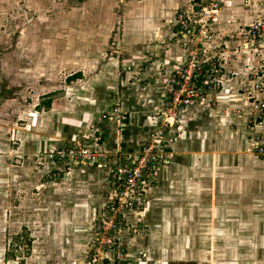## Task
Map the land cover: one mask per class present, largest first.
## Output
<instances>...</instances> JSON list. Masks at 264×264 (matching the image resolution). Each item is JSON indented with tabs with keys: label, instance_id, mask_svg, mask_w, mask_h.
Wrapping results in <instances>:
<instances>
[{
	"label": "crops",
	"instance_id": "1",
	"mask_svg": "<svg viewBox=\"0 0 264 264\" xmlns=\"http://www.w3.org/2000/svg\"><path fill=\"white\" fill-rule=\"evenodd\" d=\"M128 1L132 2L115 3ZM200 1L154 0V21L141 26L140 39L131 40L130 30L123 27L125 45L120 47L118 65L110 71L113 74L93 78L86 94L81 93L85 98L78 93L73 98L55 100L52 108L43 112L49 116L50 136L37 131L39 124H29L24 130L29 137L19 147L21 155L16 157L20 160L4 170L1 179L10 197L16 200L7 206L15 227L10 228V234L15 237L22 230L32 240V254L27 262L86 264L93 224L100 217L102 206L113 198L108 169L68 168L50 153L65 140L89 141L109 155L133 153L141 148L163 119V92L171 70L190 55L188 47L181 48L171 40L176 15H191ZM229 1L231 8L220 12L213 45L234 49L235 55L228 60L231 67L226 65V71L237 75L222 80L215 98L179 114L178 125L170 131L164 148L170 156L168 164L160 168L147 191L143 219L146 226L158 231L164 227L188 228L182 230L183 242L202 244L204 252L211 229L217 236L215 242L232 244L236 253L229 256L224 248L220 254L215 246L214 252H209L215 258H238V253H245L248 260H263L264 160L249 152L252 143L246 123L253 106L238 93L255 62L243 73L241 67L246 61L241 50H237L239 41H230L226 34L236 36L245 25L264 18V0ZM143 2L138 7L128 4L122 17L125 19L128 13L130 17L150 13L148 0ZM88 33L93 34V30ZM261 97L257 98L264 99ZM116 106L118 114L113 113ZM106 114L112 119H105ZM0 141L3 142L1 138ZM25 151L32 154V159ZM52 173L57 180L45 178ZM233 243L248 246L238 250ZM190 251L189 255L197 258L208 257L204 252L198 256Z\"/></svg>",
	"mask_w": 264,
	"mask_h": 264
},
{
	"label": "rangeland",
	"instance_id": "2",
	"mask_svg": "<svg viewBox=\"0 0 264 264\" xmlns=\"http://www.w3.org/2000/svg\"><path fill=\"white\" fill-rule=\"evenodd\" d=\"M115 1L0 0V80L2 81L0 90L2 98H7L0 100V138L3 140V142L0 141L2 144L0 146V264H31L27 260L32 251L27 252L24 245L12 243L14 235L10 234V228L15 230V227H12L14 221L8 217L10 214L7 206L11 207L10 205H13L16 200L10 197L9 190L5 188L1 179L2 172L18 164L17 160H20L16 157L21 151L19 147L26 140L25 138L29 137L24 130L29 124H36V127L39 124L40 129L37 131L41 130L44 136H50L49 116L43 114L47 112L46 106L50 103V108L58 98H73L82 92L86 94L93 78L113 74L110 71L118 65L119 57H121L120 47L125 45L122 36L123 27L130 30L131 40H138L143 31L141 26L154 21L152 15L154 0H148L147 3L149 7L147 12L150 13L132 17L128 13L125 19L122 17V11L128 8V4L136 7L143 6V0H131V3L128 1L119 5H116ZM231 6L232 4L221 6L218 18L223 8H231ZM217 24L208 25L202 33L190 38L191 49L197 48L198 45L201 50L213 53L218 60L217 72L208 79L207 89L210 90V95L208 94L207 99L215 98L220 93L224 78L237 75L233 71L231 73L226 71L230 55L231 58H233L232 54L235 55L234 49L230 51V48L226 50L225 46L222 49V46L219 48V45L215 47L213 45ZM248 25H245L236 36L231 37L229 33L226 34L230 41H239L237 50L239 52L241 50L245 55L243 60L246 61L245 65L241 64V68H244L243 73L249 64L255 62V65H251L246 72L248 76L241 88H247L253 81L264 85V49L254 50L253 47H249L246 50L249 40L243 32ZM90 30H93V34L88 33ZM171 40L176 45L180 44L177 42L179 40L173 39V36ZM121 71L119 68L118 72ZM238 93L244 96L246 101L251 95L256 96L255 98L264 96V91L251 93L247 90V93H244L240 88ZM84 94L80 97L85 98ZM259 100L264 101V99ZM163 105L165 108V103ZM256 116L252 107L246 123L250 141L253 134L249 127L253 125L252 119ZM44 123L47 125H43ZM32 128L36 131L34 127ZM70 141L74 140H65L62 145ZM85 142L89 143V141ZM249 152L260 159L251 147ZM25 154H28V151H25ZM28 155V158H31L32 154ZM109 156L113 165L121 163V155L111 153ZM122 160L124 161L125 158ZM165 165L167 164H161L159 167L163 168ZM160 171L161 169L157 171V176ZM44 176L51 180L47 174ZM157 176L153 178V183ZM108 181L111 189L109 177ZM10 213L14 212L11 210ZM137 219V217L128 216L127 226L122 230L120 228L115 235L125 253L121 264H248L249 262L264 264V259L248 260L245 253H238V258H215L209 253L214 252L215 246L220 254H223V249L226 248L229 256L235 253V249L230 247L232 245L230 243L215 242L217 236L211 229L206 235L209 243L205 244L204 252L202 244L198 246L183 242L182 230L188 229L186 227H164L162 231H158V229L154 230V226H146L144 219L141 221ZM94 226L93 238L88 245L86 264L93 255H97V264H101L103 257L111 256V252L104 253L95 245V239L107 242L108 237L107 234L98 233ZM17 233L27 236L22 230ZM19 244L24 243L20 241ZM187 244L190 245L189 249ZM16 246L19 247L16 248ZM233 246L238 250H245L248 244L233 243ZM189 251L196 252L198 256L204 252L208 257L197 258L196 255H189ZM7 252L10 256L17 254L16 260L10 257V260H7L5 257Z\"/></svg>",
	"mask_w": 264,
	"mask_h": 264
},
{
	"label": "built area",
	"instance_id": "3",
	"mask_svg": "<svg viewBox=\"0 0 264 264\" xmlns=\"http://www.w3.org/2000/svg\"><path fill=\"white\" fill-rule=\"evenodd\" d=\"M229 4L231 5L229 0H201L191 15L179 12L175 18L173 39L179 40L177 42L181 47L190 48V38L202 33L208 25L217 24L221 6H230ZM243 34L249 40L246 50L249 47L254 50L264 49V18L257 19L245 27ZM197 48H190L188 58L171 70L170 81L163 92V102L166 106L162 113L163 119L157 130L137 152L119 154L125 160L121 158V163L114 165L110 162L108 154L85 141H70L50 153L54 160L68 168L97 166L108 169L113 198L102 207L101 215L94 226L98 233L107 234L108 237L107 242L95 239V245L104 253L111 252L110 257L102 258L101 264H121L125 253L115 236L117 231L127 226L128 216L135 215L138 221L143 219L147 191L154 184L153 178L157 176L159 165L168 164L170 156L164 152V148L170 140V131L178 125L179 114L184 110L194 109L210 95V90L207 89L208 79L217 72L218 60L213 53L201 50L198 45ZM250 85L240 89L244 93H247V90L251 93L264 91V85L260 82L253 81ZM255 97H249L257 114L253 121L251 120L253 125L249 129L253 134L252 149L256 156L264 160V101ZM119 111L117 106L113 109L114 114ZM104 118L110 120L112 116L106 114ZM48 176L51 180L57 178L54 173ZM96 257L97 255H93V258H89L87 264H97Z\"/></svg>",
	"mask_w": 264,
	"mask_h": 264
},
{
	"label": "trees",
	"instance_id": "4",
	"mask_svg": "<svg viewBox=\"0 0 264 264\" xmlns=\"http://www.w3.org/2000/svg\"><path fill=\"white\" fill-rule=\"evenodd\" d=\"M70 79V78H69ZM68 79V80H69ZM3 96H2V92L0 93V100L1 99H7V98H2ZM49 105H50V103H49ZM49 105L48 106H46V111H48L50 108H49ZM20 241H22V243H24V244H19V242ZM12 243H17L19 246L20 245H24V248H26V250H27V252H29L30 250H31V247H32V240L28 237V236H23V234L21 235V233H19V234H17L13 239H12ZM19 246H16V248L17 247H19ZM11 254H12V252H10ZM16 255L17 254H13V255H9L8 254V252L5 254V257H6V259L8 260H10V258L11 259H15L16 260ZM10 257V258H9Z\"/></svg>",
	"mask_w": 264,
	"mask_h": 264
}]
</instances>
